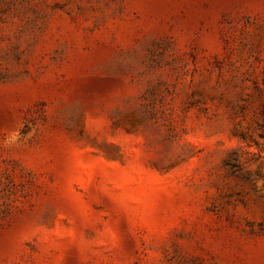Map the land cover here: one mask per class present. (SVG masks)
Here are the masks:
<instances>
[{"label": "rangeland", "instance_id": "rangeland-1", "mask_svg": "<svg viewBox=\"0 0 264 264\" xmlns=\"http://www.w3.org/2000/svg\"><path fill=\"white\" fill-rule=\"evenodd\" d=\"M0 264H264V0H0Z\"/></svg>", "mask_w": 264, "mask_h": 264}, {"label": "trees", "instance_id": "trees-1", "mask_svg": "<svg viewBox=\"0 0 264 264\" xmlns=\"http://www.w3.org/2000/svg\"><path fill=\"white\" fill-rule=\"evenodd\" d=\"M229 165H230V166H232V167H234V166H235V164H233V163H229Z\"/></svg>", "mask_w": 264, "mask_h": 264}]
</instances>
